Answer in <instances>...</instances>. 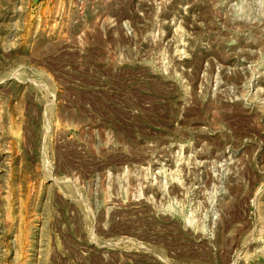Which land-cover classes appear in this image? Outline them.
<instances>
[{
    "label": "rangeland",
    "instance_id": "rangeland-1",
    "mask_svg": "<svg viewBox=\"0 0 264 264\" xmlns=\"http://www.w3.org/2000/svg\"><path fill=\"white\" fill-rule=\"evenodd\" d=\"M0 264H264V0H0Z\"/></svg>",
    "mask_w": 264,
    "mask_h": 264
}]
</instances>
